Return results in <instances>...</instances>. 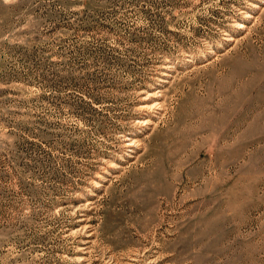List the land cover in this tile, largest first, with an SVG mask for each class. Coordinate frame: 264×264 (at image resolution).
<instances>
[{
  "label": "rangeland",
  "instance_id": "1",
  "mask_svg": "<svg viewBox=\"0 0 264 264\" xmlns=\"http://www.w3.org/2000/svg\"><path fill=\"white\" fill-rule=\"evenodd\" d=\"M0 264H264V0H0Z\"/></svg>",
  "mask_w": 264,
  "mask_h": 264
}]
</instances>
